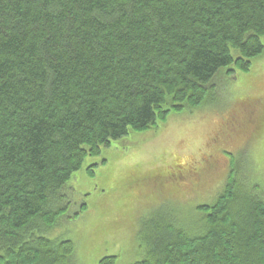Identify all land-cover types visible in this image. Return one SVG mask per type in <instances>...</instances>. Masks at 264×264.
<instances>
[{"label": "trees", "instance_id": "trees-1", "mask_svg": "<svg viewBox=\"0 0 264 264\" xmlns=\"http://www.w3.org/2000/svg\"><path fill=\"white\" fill-rule=\"evenodd\" d=\"M263 52L264 0H0V264L79 262L81 246L78 254L57 227L80 213L71 214L70 189L87 156L192 112L222 70L248 71ZM217 163L204 176L190 167L183 177L128 174L130 213L157 207L133 264H264V196L234 171L212 204L196 206L200 225L169 217L167 207L195 189L166 185L169 176L197 181L200 199L209 185L196 184Z\"/></svg>", "mask_w": 264, "mask_h": 264}, {"label": "rangeland", "instance_id": "rangeland-1", "mask_svg": "<svg viewBox=\"0 0 264 264\" xmlns=\"http://www.w3.org/2000/svg\"><path fill=\"white\" fill-rule=\"evenodd\" d=\"M214 85L212 94L192 112L171 113L158 127L131 130L104 147L99 155L87 156L70 189V197L78 206L71 214L80 213L70 223L61 222L57 227L58 234L74 240L78 254L82 248L83 255L74 264H102L100 260L106 256H117L113 263L106 264H133L145 256L138 232L157 207L144 210L137 217L130 213L136 195L128 181L132 170H142L148 177L156 170L179 172L183 177L185 167L194 166L204 176L206 164L213 159L218 161L208 179L196 184L209 185L200 199V190L194 186L197 181L185 182L181 176L176 180L169 176L165 182L178 183L176 188L180 191L183 186L195 188L183 202L179 199L173 208L167 207L173 223L188 228L200 225L203 214L196 206L212 204L233 171L244 187L255 185L264 196V52L253 60L248 71L238 70L230 75L227 69L222 70ZM250 98L252 105L244 106ZM231 118L241 123L238 131L231 129ZM94 163L97 165L90 174L88 168ZM159 177L134 178L133 183L153 185ZM181 261L194 263L186 258ZM14 262L21 264L25 257H16Z\"/></svg>", "mask_w": 264, "mask_h": 264}, {"label": "flooded vegetation", "instance_id": "flooded-vegetation-1", "mask_svg": "<svg viewBox=\"0 0 264 264\" xmlns=\"http://www.w3.org/2000/svg\"><path fill=\"white\" fill-rule=\"evenodd\" d=\"M252 102H253V98L246 99V101L243 105L244 106L252 105ZM230 127L232 130L238 131L241 128V123L238 120H236L235 118H231ZM188 167H190V170H192V171L195 170L192 166H188Z\"/></svg>", "mask_w": 264, "mask_h": 264}]
</instances>
